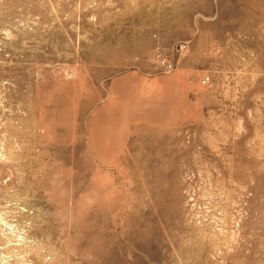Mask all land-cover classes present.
Wrapping results in <instances>:
<instances>
[{
	"label": "rangeland",
	"instance_id": "374dc122",
	"mask_svg": "<svg viewBox=\"0 0 264 264\" xmlns=\"http://www.w3.org/2000/svg\"><path fill=\"white\" fill-rule=\"evenodd\" d=\"M0 264H264V0H0Z\"/></svg>",
	"mask_w": 264,
	"mask_h": 264
},
{
	"label": "built area",
	"instance_id": "2783aa9c",
	"mask_svg": "<svg viewBox=\"0 0 264 264\" xmlns=\"http://www.w3.org/2000/svg\"><path fill=\"white\" fill-rule=\"evenodd\" d=\"M205 83V82H204Z\"/></svg>",
	"mask_w": 264,
	"mask_h": 264
}]
</instances>
